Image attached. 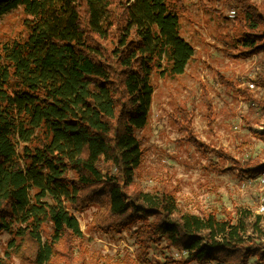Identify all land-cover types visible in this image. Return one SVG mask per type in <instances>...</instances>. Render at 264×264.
<instances>
[{
  "label": "trees",
  "instance_id": "16d2710c",
  "mask_svg": "<svg viewBox=\"0 0 264 264\" xmlns=\"http://www.w3.org/2000/svg\"><path fill=\"white\" fill-rule=\"evenodd\" d=\"M241 3L244 28L233 45L242 56L262 53L264 14L252 0ZM179 5L0 0V18L18 7L26 13V33L0 41V235L10 234L6 253L21 264H87L86 254L74 252L83 230L73 209L92 204L96 229L136 236L141 259L124 264H149L143 256L163 238L187 251L176 264L264 260L255 243L264 238L263 214L181 212L176 189L144 191L137 182L153 76L183 74L196 51L181 32ZM256 83L264 86V76ZM263 169L245 162L246 172Z\"/></svg>",
  "mask_w": 264,
  "mask_h": 264
},
{
  "label": "rangeland",
  "instance_id": "374dc122",
  "mask_svg": "<svg viewBox=\"0 0 264 264\" xmlns=\"http://www.w3.org/2000/svg\"><path fill=\"white\" fill-rule=\"evenodd\" d=\"M182 34L196 51L181 75L153 76L155 92L147 126L138 132L145 159L136 172L144 191L167 186L176 189L181 212L219 217L240 208L264 215V169L244 170L245 162L264 164V51L251 56L238 53L234 39L242 32L241 0H177ZM264 14V0H252ZM251 2V0H250ZM241 9V13H240ZM26 13L18 7L0 18V41H12L26 33ZM254 83L252 87L250 84ZM250 88L251 90H248ZM253 93L256 101L247 94ZM192 138L202 142L197 146ZM206 145V150L204 147ZM97 205L73 209L83 230L76 243L77 257L86 254L87 264H124L139 260L140 247L128 230L104 232L95 228ZM236 213V214H235ZM44 225V236L51 233ZM11 236L0 235V253L7 264H21L9 255ZM255 243L264 253V238ZM150 250L149 264H176L187 254L162 239ZM196 264V263H191ZM207 264H221L209 262ZM247 264H264L253 255Z\"/></svg>",
  "mask_w": 264,
  "mask_h": 264
},
{
  "label": "built area",
  "instance_id": "2783aa9c",
  "mask_svg": "<svg viewBox=\"0 0 264 264\" xmlns=\"http://www.w3.org/2000/svg\"><path fill=\"white\" fill-rule=\"evenodd\" d=\"M250 85H251L252 87H254V86H255V84H254V83H252V84H250ZM184 253H185V254H188V253H187V251H184Z\"/></svg>",
  "mask_w": 264,
  "mask_h": 264
}]
</instances>
